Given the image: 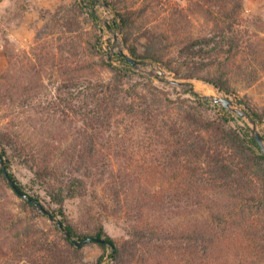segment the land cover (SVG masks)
Returning a JSON list of instances; mask_svg holds the SVG:
<instances>
[{
  "label": "trees",
  "instance_id": "trees-1",
  "mask_svg": "<svg viewBox=\"0 0 264 264\" xmlns=\"http://www.w3.org/2000/svg\"><path fill=\"white\" fill-rule=\"evenodd\" d=\"M98 1L131 58L230 96L264 137V108L240 93L264 77V36L244 28V0ZM39 15L30 49H6L0 74V154L21 191L73 238L109 242H87L100 249L93 264H264V153L246 123L187 88L126 86L134 65L108 57L82 0ZM98 183L138 218L129 238L117 241L99 219L80 228L66 213L68 199ZM85 245L20 196L0 161V264H92Z\"/></svg>",
  "mask_w": 264,
  "mask_h": 264
},
{
  "label": "rangeland",
  "instance_id": "rangeland-1",
  "mask_svg": "<svg viewBox=\"0 0 264 264\" xmlns=\"http://www.w3.org/2000/svg\"><path fill=\"white\" fill-rule=\"evenodd\" d=\"M71 0H0V74L6 68L7 55L6 49L29 50L34 41L35 29L40 26L42 20L39 15V8H53L60 3L70 2ZM90 10H95L97 14V23L102 28V46L108 57L111 59L115 53L125 52L119 31L110 25L115 20L114 12L102 1L92 3V0H82ZM171 2H182L185 0H170ZM244 28L250 32H255L260 36H264V0H244L243 14ZM108 39L111 41L108 42ZM175 78L161 65L153 62H139L134 65L132 71L125 77L126 86L138 80H153L156 83H163L159 78ZM177 79V78H175ZM188 82L200 84L203 88H209L214 93L225 95L211 85L196 79H179ZM169 88L172 84L165 83ZM197 87V86H196ZM181 88V87H178ZM206 91L207 89L197 88ZM172 91V90H171ZM240 93L249 95L252 103L261 111L264 108V77L248 88H241ZM230 97V96H229ZM231 98V97H230ZM37 104V101L35 102ZM38 105V104H37ZM6 114L4 108H0V123ZM264 126V121L261 127ZM117 166V165H116ZM14 172L24 182L28 180L29 173L26 169L14 162ZM118 167V166H117ZM109 168L106 166V169ZM95 185L91 187L89 194L85 198L68 199L65 203L66 213L69 218L80 228H86L93 220H100L107 233L122 241L129 238L133 220V213L127 210L126 205L119 204L113 199L111 194L103 190V185H96L95 193L92 191ZM166 194V192H163ZM175 208L173 202L172 209ZM176 210V209H174ZM42 225L49 227L50 221L46 217L40 218ZM136 222H140L137 221ZM85 252L87 260L92 264L100 254V249L95 243H86ZM109 257L106 256L102 264H107Z\"/></svg>",
  "mask_w": 264,
  "mask_h": 264
},
{
  "label": "water",
  "instance_id": "water-1",
  "mask_svg": "<svg viewBox=\"0 0 264 264\" xmlns=\"http://www.w3.org/2000/svg\"><path fill=\"white\" fill-rule=\"evenodd\" d=\"M121 55L128 62H130L132 65H136L137 63H139L138 61L134 60L133 58L130 57V55L126 54L123 51H121ZM159 79L161 81L167 83V84H172V85H175V86L181 87V88H187L189 91L195 92L200 97L208 98L212 102L220 104V105L224 106L225 108L229 109L230 111H232L233 113L237 114L246 123V125L249 127L252 136L254 137L255 141L258 144V146L260 147V149L264 153V137H263L260 129L258 128L255 119L251 116V114L243 106H241L238 103H236L229 96H227V95H219V94H216V93H209V92H206L204 90H199V89H197L195 83L184 81V80H179V79H175V78H169L167 76H164V78H159ZM0 161H1V164H2V170H3L4 176L7 178L8 182L10 183L12 188L20 196L25 197L29 201H31L34 204H36L51 220L55 221L57 223V225L65 232L66 236L68 238H70L71 241L75 245L79 246V245L85 244V243H87L89 241H97V242H100V243H109L106 239L101 238L99 236H93V235L86 236L85 238H82L80 240H77V239L73 238L71 236V233L64 227L63 223L60 220L56 219L47 210L45 205H43L39 201H36L32 197L28 196L27 194H25L24 192L21 191V189L17 186V184L15 183L13 178L9 175L8 170L6 169V167L4 165V161H3V158L1 157V154H0Z\"/></svg>",
  "mask_w": 264,
  "mask_h": 264
},
{
  "label": "bare ground",
  "instance_id": "bare-ground-1",
  "mask_svg": "<svg viewBox=\"0 0 264 264\" xmlns=\"http://www.w3.org/2000/svg\"><path fill=\"white\" fill-rule=\"evenodd\" d=\"M197 88H201V89H207L206 92H209V93H214L211 89H209L208 87L207 88H203L200 86L199 83L196 84Z\"/></svg>",
  "mask_w": 264,
  "mask_h": 264
}]
</instances>
